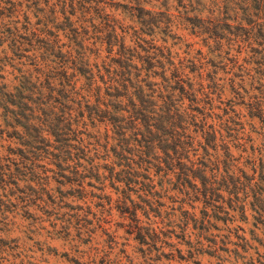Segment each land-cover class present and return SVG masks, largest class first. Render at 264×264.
<instances>
[{
	"label": "trees",
	"instance_id": "16d2710c",
	"mask_svg": "<svg viewBox=\"0 0 264 264\" xmlns=\"http://www.w3.org/2000/svg\"><path fill=\"white\" fill-rule=\"evenodd\" d=\"M50 182L264 264V0H0V190Z\"/></svg>",
	"mask_w": 264,
	"mask_h": 264
},
{
	"label": "rangeland",
	"instance_id": "374dc122",
	"mask_svg": "<svg viewBox=\"0 0 264 264\" xmlns=\"http://www.w3.org/2000/svg\"><path fill=\"white\" fill-rule=\"evenodd\" d=\"M48 187L43 193L0 190V264H194L187 243L192 251L204 250L195 246L196 236L182 237L179 229L170 227L162 229L159 242L143 244L112 190L107 196L94 189L84 193L58 188L53 182ZM15 195L25 200L4 202ZM167 212L162 211V217ZM136 217L145 220L138 210ZM213 225L218 229L195 234L217 240L225 231L220 223ZM194 259L220 264L204 253Z\"/></svg>",
	"mask_w": 264,
	"mask_h": 264
}]
</instances>
